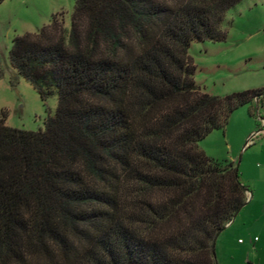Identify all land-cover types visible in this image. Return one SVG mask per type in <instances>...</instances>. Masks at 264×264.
I'll return each mask as SVG.
<instances>
[{"label": "trees", "instance_id": "1", "mask_svg": "<svg viewBox=\"0 0 264 264\" xmlns=\"http://www.w3.org/2000/svg\"><path fill=\"white\" fill-rule=\"evenodd\" d=\"M237 1L74 0L68 26L12 39L56 107L38 131L0 120V264H214L246 188L196 143L264 88L202 92L186 50L223 40Z\"/></svg>", "mask_w": 264, "mask_h": 264}, {"label": "rangeland", "instance_id": "2", "mask_svg": "<svg viewBox=\"0 0 264 264\" xmlns=\"http://www.w3.org/2000/svg\"><path fill=\"white\" fill-rule=\"evenodd\" d=\"M74 0H2L0 2V120L11 128L38 131L54 113L56 96L42 100L10 64L15 36L34 33L60 14L68 26ZM223 40L192 41L186 52L200 91L224 97L264 88V0H239L225 13ZM237 104L226 123L197 141L205 155L237 165L251 195L236 212L234 225L213 244L214 264H264V101L247 112ZM225 237V239H221ZM239 239V240H238Z\"/></svg>", "mask_w": 264, "mask_h": 264}, {"label": "crops", "instance_id": "3", "mask_svg": "<svg viewBox=\"0 0 264 264\" xmlns=\"http://www.w3.org/2000/svg\"><path fill=\"white\" fill-rule=\"evenodd\" d=\"M239 180H240V179H239ZM240 182H241V180H240ZM241 184H243V185L245 186V188H246V191H245V196H246V198H248L249 195H251V197H252V194H250V192H249V190H248V188H247L248 184H244L243 182H241ZM233 225H234V221L231 220L230 222L226 223L224 227H226L227 229H229V228H231ZM223 229H224V228H223ZM220 235H221V232L217 235V238H220V237H219ZM217 238H216V239H217ZM222 239H225V237H221L220 240H222ZM238 240H239V239H238Z\"/></svg>", "mask_w": 264, "mask_h": 264}, {"label": "water", "instance_id": "4", "mask_svg": "<svg viewBox=\"0 0 264 264\" xmlns=\"http://www.w3.org/2000/svg\"><path fill=\"white\" fill-rule=\"evenodd\" d=\"M236 168H237V165H236ZM244 203H245V202H244ZM244 203H243V204H244ZM243 204H242V205H243ZM235 214H236V213H235ZM235 214H234V215H235ZM234 215H233V217H234ZM233 217H232V218H233ZM231 220H232V219H231ZM231 220H230V221H231ZM230 221H229V222H230ZM214 241H215V239H214ZM214 241H213V244H214ZM211 254H212V257L214 258V251H213V250H212Z\"/></svg>", "mask_w": 264, "mask_h": 264}]
</instances>
